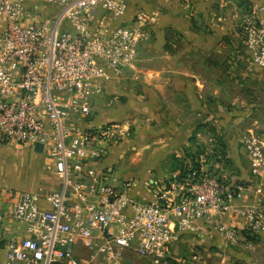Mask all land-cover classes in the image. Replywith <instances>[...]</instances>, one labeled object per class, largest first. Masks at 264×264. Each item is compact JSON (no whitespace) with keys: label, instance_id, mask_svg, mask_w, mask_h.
<instances>
[{"label":"built area","instance_id":"1","mask_svg":"<svg viewBox=\"0 0 264 264\" xmlns=\"http://www.w3.org/2000/svg\"><path fill=\"white\" fill-rule=\"evenodd\" d=\"M46 12L25 0H0V145L42 144L57 184L41 193L9 192L21 237L0 233L3 264H173L170 246L180 233L206 225L228 244L264 237V139L242 133L250 162L248 186L254 203H241L244 184L194 174L167 188L147 182L149 200L106 180L101 157L127 128L112 121L93 124L90 99L133 66L146 37L142 17L123 18L128 0H40ZM162 1V0H156ZM238 37L252 63L264 69V0H247ZM3 216L0 213V223ZM88 257L77 258L75 246ZM139 260L128 261L127 251ZM264 262V261H263ZM220 264H228L222 262Z\"/></svg>","mask_w":264,"mask_h":264},{"label":"rangeland","instance_id":"2","mask_svg":"<svg viewBox=\"0 0 264 264\" xmlns=\"http://www.w3.org/2000/svg\"><path fill=\"white\" fill-rule=\"evenodd\" d=\"M246 3L247 0H210V7L216 14L215 18L207 19L206 23L203 18L194 20L197 24L193 28L196 29V35L200 40L206 41V38H210L207 50H213L212 52L216 54L218 47H222V53L219 54L228 56L227 63H220L222 57L217 59L213 53L208 56L215 58L216 69L221 73L217 71L208 76L211 91L203 92L196 89L193 105L189 101L181 102L179 106L174 107L166 105L155 112L153 119H147L139 107L132 108L129 120L125 116L117 118V123L127 122V126H130L126 138L121 143L119 155L124 147H127V151L122 155L123 158L114 159L116 163L114 162L113 166H106L103 170L106 180L113 177L114 173L117 180L119 177L124 178L126 174L127 181H132L143 174L145 164L149 165L153 156H156L151 151L152 147L158 144L152 143L156 139V136H153L148 142L150 146L143 148L140 145L142 133L138 130L143 132L149 128L151 122L156 130H160L162 126L173 134L172 138L167 139V146H171L170 150L160 154V157L156 156L155 162L158 163L150 169L152 178L157 179L160 188L169 187L175 180L186 183L191 176L200 173L230 178L232 183L241 181L247 189L252 187L248 186L250 162L244 155L241 136L242 133H253L264 139V69H259L252 63L241 37L235 35L240 28L243 15L248 11ZM235 5H238L239 13L232 17L235 14ZM231 11L233 13H230ZM154 13L149 12V16L155 15ZM213 23L219 25L222 23V26H215ZM212 42H215L213 46ZM208 53L206 51L204 56ZM138 81V79L131 81V93L138 98H144V90ZM103 95L116 99L120 105L126 104L127 101V95L123 92L109 91ZM102 96L97 94L91 97L93 107L94 102L105 103ZM180 97L185 96L181 94ZM161 112L164 116L159 123L158 113L163 114ZM96 113L93 108V116ZM105 154L103 156L107 157ZM0 166L5 173L18 177L19 182L24 181L28 174L23 163L15 159L8 160L6 156L0 158ZM49 168L46 165L39 172L35 170V177L42 174L45 177L39 185L43 191L57 184V179ZM119 184L118 182L116 185ZM243 242L240 240L238 244L230 245L219 237L207 239L198 236L192 242L184 244L194 246L187 247L185 255L192 261L191 252L197 250L202 255L197 264H220L226 251L230 255L228 264H260L263 259L262 248L243 247L241 246L243 244H240ZM172 261L173 264H177V260Z\"/></svg>","mask_w":264,"mask_h":264},{"label":"crops","instance_id":"3","mask_svg":"<svg viewBox=\"0 0 264 264\" xmlns=\"http://www.w3.org/2000/svg\"><path fill=\"white\" fill-rule=\"evenodd\" d=\"M25 3L28 6L38 5L46 12H52L56 9L55 5L45 4L40 0H25ZM189 3H193V5H190ZM237 6H234L235 11H233L235 14L232 17H235L239 13ZM151 11H154L155 15L149 16V12ZM233 11L230 13H233ZM215 16L216 14H214L210 7V0H128V10L126 15L115 22L112 21L108 13L102 11L101 20L106 25H115L125 22L129 23L142 17L147 35L139 44L137 57L133 66L127 69L121 78L108 83L105 93H103L107 94L109 91L123 92L127 95L126 104L120 105L116 99L107 98L102 94L103 96H101L103 102H105L104 104L94 102L93 107V103L91 102L92 108L97 112L93 117V124L99 125L112 121L116 122L117 118H124V116L129 120L131 109H137L138 107L142 110L141 112H143L147 119H153L152 117L155 112H157V110L159 111V109H163L166 105L172 107L176 105L179 106L181 102L187 103L185 101L195 103L196 89L203 92L211 91L212 87L209 84L210 79L208 76L220 71L216 69L217 65H215L214 62L215 58L218 59V57H222L220 63H227L228 56H221L219 54L222 53V47H218L216 51V54L218 53L217 56L212 52L213 50L208 51L207 46L210 44V38H206V41H201L196 35V29H194L193 26H196L197 24L194 21L196 19L203 18L206 23L207 19L212 20ZM222 23L220 25L213 23V25L222 26ZM0 28L1 34L3 27L0 26ZM237 33L235 32V35H238ZM214 44L215 42H212L211 46ZM206 51L209 53L204 56ZM212 53L215 55V58L212 56L208 57ZM137 79L144 90V98H138L131 93V81ZM149 92H151V94H149ZM181 94L185 97H180ZM110 104H113L116 108L113 106L112 108ZM187 106H189V104ZM163 116L164 113H158L157 121L159 123ZM119 124L127 128L126 133L130 129V126H127V122H121ZM149 124V128L143 132L138 130L142 133L140 136V145L143 146V148L149 147L150 145L148 142L150 138L156 136V139L152 143H157L158 145L153 146L151 151H153L152 153L154 155L160 157V154H165L170 150L169 148L171 146H167V139L172 138L173 134L166 131L162 126L159 128L160 130H156L152 127L153 123L149 122ZM126 133L124 138H126ZM122 141L106 152L105 155L108 156H103L104 158L102 157V159L98 161L97 168L105 170L106 166H113L115 158H123L122 155L126 153L127 147H124L119 155ZM4 156H6L8 160L15 159L21 164L23 163L24 168L28 171L26 179L19 182L18 177L5 173L4 169L0 166V213L3 216L0 223V233L6 238L13 236L21 237L23 235V226L17 223L12 217V197L9 192L28 190L41 192L43 194L47 192V190H51L52 187L45 191L39 187L40 183L45 179L43 174L35 177V170L39 172L42 170V167L46 165L50 167L51 163L45 158L43 153L35 151L34 147L31 145H23L19 143L11 142L1 144L0 158ZM156 156H153L149 165L145 164L143 174L132 180L134 184L128 189V192L132 196H135L140 200H149L152 198V192L150 188L147 187V182L150 180L157 182V179L155 180L152 178L150 174V169L158 163L155 162ZM40 159H42L41 162ZM125 176L124 178L119 177V180H117L116 173H114L113 177H115V179L111 176L110 178H107V181L109 179V183L117 184L119 182V185H121L127 180V175L125 174ZM247 177L249 178V174ZM155 184L156 186L158 185L157 183ZM34 186H38L39 188H35ZM245 187L239 201L241 203H254L256 197H259V195H256V188L250 187L247 189V187ZM53 188H55V186ZM197 227L198 228L195 230H185L181 232L179 238L171 244L170 257L171 260H177V264H197V261L202 257L197 250H193L190 256L193 262L188 259L187 255H185V249L187 250V247L193 248L194 246H184L186 242L190 243L198 236H203L207 239L212 237H219L222 239L214 233L209 226L202 225ZM224 242L226 243V241ZM240 244H243L241 246L250 249L261 247L263 250V259L260 264H264V237L244 241ZM74 252L77 258L81 259L88 257L90 253L87 247L82 245L75 246ZM207 255L209 254H206V256ZM227 255L228 254L225 251L220 263L229 262L230 255ZM127 260L137 262L139 257L133 251L128 250ZM3 263L4 250L0 248V264ZM94 264H102L101 259L97 258Z\"/></svg>","mask_w":264,"mask_h":264},{"label":"water","instance_id":"4","mask_svg":"<svg viewBox=\"0 0 264 264\" xmlns=\"http://www.w3.org/2000/svg\"><path fill=\"white\" fill-rule=\"evenodd\" d=\"M34 150L37 152H41L42 151V144L41 143H35L34 145Z\"/></svg>","mask_w":264,"mask_h":264}]
</instances>
